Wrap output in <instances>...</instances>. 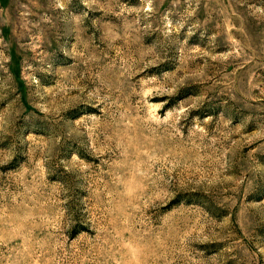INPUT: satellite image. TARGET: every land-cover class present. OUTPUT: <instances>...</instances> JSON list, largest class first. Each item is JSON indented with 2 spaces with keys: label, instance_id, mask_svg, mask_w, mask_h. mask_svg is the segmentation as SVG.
Returning <instances> with one entry per match:
<instances>
[{
  "label": "rangeland",
  "instance_id": "rangeland-1",
  "mask_svg": "<svg viewBox=\"0 0 264 264\" xmlns=\"http://www.w3.org/2000/svg\"><path fill=\"white\" fill-rule=\"evenodd\" d=\"M0 264H264V0H0Z\"/></svg>",
  "mask_w": 264,
  "mask_h": 264
}]
</instances>
